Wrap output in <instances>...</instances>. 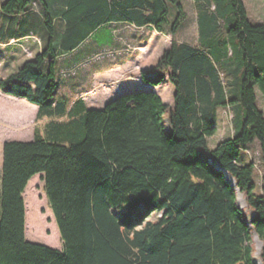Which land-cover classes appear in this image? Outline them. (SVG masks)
Wrapping results in <instances>:
<instances>
[{
  "label": "trees",
  "instance_id": "obj_1",
  "mask_svg": "<svg viewBox=\"0 0 264 264\" xmlns=\"http://www.w3.org/2000/svg\"><path fill=\"white\" fill-rule=\"evenodd\" d=\"M32 1L4 0L0 14L9 21L0 31L23 30L12 16ZM36 1L44 17L28 29L43 49L0 80V91L52 120L44 136L2 145L0 264H257L255 238L264 264V170L257 189L256 165L238 164L254 141L264 157L255 96L257 87L264 97V24L248 22L242 0H191L199 45L189 46L175 38L186 19L177 0ZM170 5L171 43L155 70L174 88L172 105L143 89L82 113L80 102L69 112L64 102L50 103L62 50L106 24L162 33ZM156 83L147 78L145 85ZM219 109L231 116V135L210 149ZM35 176L60 250L25 240L23 196Z\"/></svg>",
  "mask_w": 264,
  "mask_h": 264
},
{
  "label": "rangeland",
  "instance_id": "obj_2",
  "mask_svg": "<svg viewBox=\"0 0 264 264\" xmlns=\"http://www.w3.org/2000/svg\"><path fill=\"white\" fill-rule=\"evenodd\" d=\"M179 4L183 7V10L186 14L185 21L179 27L175 38L189 46H198L199 45V34H198V25L196 21V15L193 10V4L191 0H177ZM242 3L245 7L247 14L248 22L253 25L264 24V0H242ZM174 13L173 6L170 5V15L168 18V23L165 25L162 33H157L155 30L144 27L136 28L131 24L117 25L115 27L116 33V44L114 49L106 50L103 52V59L109 58L116 59L117 63L125 60L126 57L131 59H139L141 55L146 56L147 61L143 63L142 67L144 68L145 75L149 76L148 80L155 78L157 83L154 86L150 84L145 85V88H142L138 85L139 82L129 79L127 76L118 78L114 83H110L107 87V91L112 96L117 94H125L129 92H137L143 90L153 89L155 93L158 94L160 99L166 105L173 104L174 88L167 81V74L156 71L155 67L158 60L161 58L163 52L170 47L171 39L169 37L170 25L173 21ZM2 15L0 14V24L2 23ZM95 39L101 43L107 42L108 37L107 33L104 30H101L100 34L95 37ZM144 47V49H140ZM78 54H75L73 57H76ZM5 56V55H4ZM6 57V56H5ZM102 55L99 57L101 58ZM143 61V59H141ZM80 66L72 69L69 73H64L66 78H74L80 70ZM16 69H13V71ZM12 71V72H13ZM3 70H0V80L4 79L7 75ZM11 74V73H9ZM240 76V75H239ZM75 94L73 91L69 90L67 93L63 92V97L71 100ZM255 96H256V105L258 109L263 113L264 116V97L260 93L259 89L255 87ZM68 107L69 111L75 107V104L79 102L78 99L67 102L63 101ZM50 103L53 105L56 104L55 95L50 100ZM21 104L32 107L34 105L29 104L25 100H17L16 98H9L0 94V161L2 159V145L6 142H31L33 140L34 134H39V130L42 127L41 121L43 119H35L34 124L31 120L24 123L23 126L12 127L7 124L12 120L16 119L19 115H28V111L21 106ZM94 110H101V107L95 106ZM220 114V109L218 110ZM227 115V120L221 122L224 128H227V132L230 130V123L228 120V112H225ZM46 118V117H44ZM66 118L63 120L65 121ZM236 122L234 121V125ZM46 125L42 127L45 130ZM42 129L40 130L42 132ZM220 129V126H219ZM229 129V130H228ZM220 130L212 137L208 139V147L213 149L216 144L220 141ZM222 133V132H221ZM231 133V132H230ZM226 135V134H225ZM230 135V134H229ZM250 162H253L256 165L254 170L253 180L257 185V189L260 187V178L261 173L264 170V157L260 152V147L258 141H254V144H250L247 147L246 151H242L240 154V159L238 164L240 166L247 165ZM1 176V174H0ZM1 178V177H0ZM43 184L37 177L28 183L24 191L23 200L26 205L25 208V219L27 223L26 230L28 234L26 236V241L33 244H38L50 249H58L59 245V233L57 226L53 217L51 210L48 208L45 195L42 191ZM238 205L241 209H245V203L242 196L238 193L237 196ZM41 211V213H40ZM38 219V221H36ZM152 219V218H151ZM246 220H250V214L246 213ZM38 224V225H37ZM29 233L32 235V239L28 238ZM61 244V242H60ZM261 248L260 242L257 238L254 239V249H255V258L256 262L260 264L257 259L259 251Z\"/></svg>",
  "mask_w": 264,
  "mask_h": 264
},
{
  "label": "crops",
  "instance_id": "obj_3",
  "mask_svg": "<svg viewBox=\"0 0 264 264\" xmlns=\"http://www.w3.org/2000/svg\"><path fill=\"white\" fill-rule=\"evenodd\" d=\"M3 1L4 0H0V5L3 3ZM43 17V8L41 7L40 3H38L36 0H33L29 7L23 13L12 16L13 20H17V23L23 22V30L20 29L19 26L12 25V31H7L4 29L0 31V70H3L6 73V77L10 75L9 73L12 74L17 71L25 62L32 60L37 54L42 51V37L36 34V32L32 29L28 28L31 24H33V22H35V18L42 21ZM2 20L3 22L9 21V19L5 17H2ZM117 25L123 24H106L95 33L86 36L83 41L78 42L73 50L64 51V55L63 50L61 51V56H59L55 62L56 90L54 95L56 97V104L65 100L67 102H72L78 99L81 104L80 106H78L80 113H82V110L84 108L93 110L94 107L98 105L102 109L108 102L121 95L117 94L116 96H112L109 91H107L108 85L110 83H114V81H116L118 78L127 76L129 79L138 80L139 86L140 84L142 85L146 83V80L149 76L145 75L144 68L142 67L143 63L147 61L146 56L142 57L140 55L139 59H131L130 57H126L125 60H122L118 63L116 59H111L112 61H110L109 58L103 59L104 51L114 49V45L116 44L115 27ZM101 30H104L107 33V42L101 43L95 39V37L100 34ZM140 49H144V52L146 51L144 47H140ZM75 54L78 55L76 57H73ZM101 55L102 57L99 58ZM141 59H143V61ZM79 66L81 69L79 70L78 74L74 76V78L64 77V73H69L72 69ZM13 69L16 70L13 71ZM69 90L74 92V97H77L71 100L64 98L63 92L67 93V91ZM151 91L154 90L151 89ZM0 94H2L1 91ZM21 106L28 111V115H19L16 119L12 120L10 123H7L12 127L23 126L24 123H28L27 121L29 120H31L32 124H34L35 119L37 118L38 109L36 106L28 107L24 104H21ZM66 109L69 112L68 107ZM225 112H227V110H220V114L218 113V110L216 111V133L218 130H220V141L222 139L230 137L231 135V126L230 130L228 129L229 131L227 132V128H224L221 123L227 120V115L225 114ZM230 117L231 116L229 115V123ZM40 119L44 120L41 121L42 127L44 125H46L47 127V125L52 120L48 117H42L39 118V120ZM61 119L63 121V118ZM42 127L40 128V130L42 129ZM40 130L39 135L44 136V130L42 129V132ZM1 168L2 159L0 161V174ZM35 177H37L38 180H40L41 178V176ZM35 177L32 178L29 183L33 181ZM36 221H38V219ZM26 227L27 223L25 219V239L28 234L27 231H29L26 230ZM28 238L30 240H33L30 233L28 235ZM58 240L59 245H57L58 249L56 250L61 249L60 238H58Z\"/></svg>",
  "mask_w": 264,
  "mask_h": 264
},
{
  "label": "water",
  "instance_id": "obj_4",
  "mask_svg": "<svg viewBox=\"0 0 264 264\" xmlns=\"http://www.w3.org/2000/svg\"><path fill=\"white\" fill-rule=\"evenodd\" d=\"M224 175H225V178L227 179V174L226 173H224ZM228 180V179H227ZM257 263V262H256ZM258 264V263H257Z\"/></svg>",
  "mask_w": 264,
  "mask_h": 264
},
{
  "label": "bare ground",
  "instance_id": "obj_5",
  "mask_svg": "<svg viewBox=\"0 0 264 264\" xmlns=\"http://www.w3.org/2000/svg\"><path fill=\"white\" fill-rule=\"evenodd\" d=\"M229 179V178H228ZM229 181H231L230 179H229ZM231 183H233L232 181H231Z\"/></svg>",
  "mask_w": 264,
  "mask_h": 264
}]
</instances>
